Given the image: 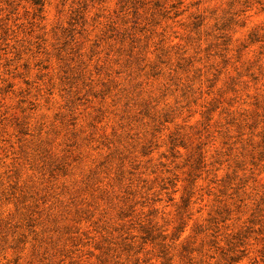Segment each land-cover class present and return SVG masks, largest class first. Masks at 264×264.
<instances>
[{
  "label": "rangeland",
  "instance_id": "374dc122",
  "mask_svg": "<svg viewBox=\"0 0 264 264\" xmlns=\"http://www.w3.org/2000/svg\"><path fill=\"white\" fill-rule=\"evenodd\" d=\"M0 264H264V0H0Z\"/></svg>",
  "mask_w": 264,
  "mask_h": 264
}]
</instances>
